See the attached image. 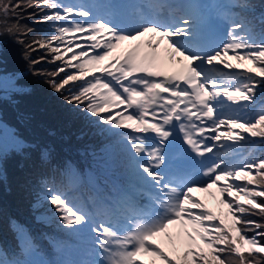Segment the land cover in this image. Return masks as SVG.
<instances>
[{"label": "snow or ice", "instance_id": "6c2138e0", "mask_svg": "<svg viewBox=\"0 0 264 264\" xmlns=\"http://www.w3.org/2000/svg\"><path fill=\"white\" fill-rule=\"evenodd\" d=\"M43 6L51 14L45 13L41 22L61 23L55 26V34L33 40L26 48L34 51L36 45L48 50L52 61L63 62V67L49 74L53 77L49 84L57 93L70 82H82L73 85L78 90L65 96L66 102L82 105L100 123L109 125V130H130L117 135L135 154L131 159L136 174L149 190L147 203L138 200L143 195L139 191L121 194L124 223L119 227L107 219L97 222L88 212L69 203L64 190L43 185V198L65 228L94 234L90 239L101 259L89 264H264V224L251 219L254 215L264 218V200L257 199L264 198V157L228 160L215 156L204 167L200 182L166 177L162 170V166L167 167V149L173 142L172 129L177 126L187 150L204 159L217 147L207 141H230L221 147L234 151L255 143L249 137L264 138V106L254 110L255 88L264 83L256 79L264 78V33L257 37L254 26L233 17L227 39L206 50L188 14L162 23L139 13L137 26L125 29L110 18L111 11L97 15L87 7L73 9L58 0H28L26 4L0 0V35L14 36L17 43L23 44L20 37L31 29L21 28L18 22L8 24V19L19 16L26 8L39 7L43 11ZM100 7L110 10L113 6ZM73 16L84 19H71ZM260 23L264 24V17ZM76 33L91 41L87 49L73 42L71 37ZM74 48L80 50L76 52ZM225 57L237 64L228 63ZM242 62L250 65L243 72L226 74L215 67L223 64L235 69ZM66 68L75 71L69 73ZM61 72L64 76L57 81L55 77ZM223 98L236 106L232 109L235 114L226 118L217 114ZM121 106L122 110L113 111ZM222 127L223 132L219 131ZM0 129L21 144L5 126L0 125ZM206 132L215 134L205 136ZM213 187L219 194L218 203L227 211L213 212L191 195L198 191L213 196ZM248 232L254 234L248 236ZM18 237L20 255L33 254L32 240L22 228H18ZM0 264L36 262L9 259L0 249Z\"/></svg>", "mask_w": 264, "mask_h": 264}, {"label": "trees", "instance_id": "16d2710c", "mask_svg": "<svg viewBox=\"0 0 264 264\" xmlns=\"http://www.w3.org/2000/svg\"><path fill=\"white\" fill-rule=\"evenodd\" d=\"M67 2L68 4L72 3L75 4L76 0H63ZM62 0H58L59 3L62 5H65ZM234 4H247L249 6L248 9H243L233 12V16H236L240 18L243 22L246 24H251L254 26L253 30L254 33L259 37L262 33H264V24L260 23V18L264 17V0H232ZM21 3L26 4L28 0H12V3ZM71 5V4H70ZM72 7H75L71 5ZM51 14L46 6H43V11H41V8H26L22 10L21 14L16 17H10L7 21L8 24H15L19 23L21 28L23 29H31V31L28 32L26 36H21L20 39L24 41L23 44L17 43L16 38L11 35H0V61L7 63L10 66L14 65V62L12 61L11 56L15 55L18 51L19 45L22 46V49L25 53L29 55V59L24 64L23 71L21 70L20 73L16 76L17 81L12 85V87L9 89L12 95H15L17 92H19L22 89V85L19 84V79H21L22 75L28 73L33 68H37L38 66L42 69H52L49 70L48 73H31L33 75L32 81H43L45 82V85L43 83L44 87H48L52 90V93L49 94L48 99L45 101H51L55 104H61L62 109L66 111H71L72 115L75 116V122L78 124L76 128V133H72L71 131H52L50 133H46V136L41 139V145L38 146L37 152L44 153L49 152L56 148H70L72 144L78 142L76 141L73 136L76 134H79L81 136L78 137V139H88L91 138L94 141V138L102 136L99 132L98 125L94 120V117L91 116V114L87 113L84 110V107L77 106L74 103H68L64 99L65 96H69L70 89H74V92L78 89L73 87L72 85L68 87V85L65 86L64 90H67L65 92L57 93L49 84V80L53 79L49 74L56 72L58 67H63L64 65L61 64L59 61H52L50 58V53L46 49L38 48L36 45H33V48H35L34 51H30L26 48L27 44H30L33 40H36L38 38H41L45 35H52V30L55 29L54 26H56L55 20H51L48 22H41L42 16L45 14ZM0 23H3V21H0ZM64 48H62V51ZM5 51V55H2V52ZM78 52V50L76 51ZM33 54H36L38 56L39 61L35 64H32V61H35V58L32 56ZM68 56L71 55V53L67 54ZM75 63V62H74ZM36 71V70H34ZM65 71L71 73L75 71L71 68H66ZM5 73H9L8 69L4 71ZM64 76V73H59L58 76L55 77V79L58 81ZM77 82V81H76ZM76 82H70V84H74ZM264 92V89H262L261 93ZM52 99V100H51ZM87 103V102H85ZM0 107H8L9 109H20V113L17 114V117L19 119L22 118V120L26 121V119L29 121L32 118V115L37 112V108L33 105V102L30 98L25 99L22 102H18L15 104H11L7 100L0 99ZM0 114H4L3 112H0ZM22 114V115H21ZM17 117H12V119L9 122V125L12 126L15 130V132L19 135V137L22 139L24 145L17 150L18 152V158L14 163H8L5 162V165L3 163V167L0 170V182L5 181L7 176L9 175L10 179L17 184V186L22 189L24 192L19 195L18 198L9 199V200H0V249H2L8 256L9 259H12L13 257L23 259V257L20 255V244L17 241L19 240L18 237V228H22L27 236L30 235V239L34 240L35 243L40 246L39 248H35V252L28 256L29 258L33 259L36 264H40V262L37 263L39 259L42 258L43 254L45 253V250L47 248V245L53 246V236L52 232L49 230L47 222L43 221V219H38L37 216H33L30 211L25 210V205H22L20 203L25 202V204L29 203L31 201L32 196H29L26 191L30 187H37L38 185L42 184V181H47L45 179V175H50L52 177L54 170H59L58 166H52L50 171H47L44 169L42 162L40 161L43 156L38 158L37 152L34 150L33 147H29L28 144H30V138L28 133L24 130L23 123L24 121H20ZM18 119L19 122L16 120ZM48 129H50L51 125H47ZM72 134V135H71ZM84 136V138H83ZM65 147V148H64ZM8 160V159H7ZM17 166H20L23 168L22 175L18 173ZM87 168V178L90 180L93 177V169H94V161L89 160L86 163ZM91 172V173H90ZM17 176H22V179L20 181H17ZM33 176V177H32ZM32 177V178H31ZM38 213V211H36ZM36 236H34V235ZM41 236V237H40ZM37 239H44L45 245L42 246L41 241L36 240ZM8 247V248H7ZM260 255V254H257ZM28 258V259H29Z\"/></svg>", "mask_w": 264, "mask_h": 264}, {"label": "rangeland", "instance_id": "374dc122", "mask_svg": "<svg viewBox=\"0 0 264 264\" xmlns=\"http://www.w3.org/2000/svg\"><path fill=\"white\" fill-rule=\"evenodd\" d=\"M93 1V7L98 6L99 8H101L100 6L105 5L106 3H109L110 0H88V1H83L80 4L76 5L73 9L75 8H79V7H87V8H92V2ZM189 3H193L194 0H186ZM210 1V0H208ZM114 2H116L117 5H121V0H115ZM203 3L199 2L198 8L200 7V5H202ZM244 4V3H242ZM240 4H232L231 0H220V2H218L216 5L214 4L213 6L211 5H205V8L208 9V11L211 12V14H217L219 12V10H224L227 13L233 12L232 10H237V7ZM235 8H233V7ZM249 8V7H248ZM102 9V8H101ZM66 20L69 18H65ZM71 19L74 20H81L84 19L82 17H75L73 16ZM204 21H209L208 19H205ZM57 23H61V22H56ZM131 24V17L127 16L126 18V29H129V26ZM55 28V26H54ZM52 34H55V29L52 30ZM79 34V33H78ZM80 36H82V34L76 35L71 37V39L74 41L76 40V38H79ZM66 39H68V37H66ZM88 43L85 46V49H87V46L91 43V41H85L83 39L81 40H76L74 43ZM20 47L18 48V51L16 52L15 55L11 56L12 61L14 62V65L12 66L14 71L16 73H20V71L24 69V64L27 62V60L29 59V55L27 53H25L22 49V46L19 45ZM64 46H61V50ZM79 51L80 49H76L74 48V51ZM48 51V50H47ZM49 52V51H48ZM1 53V52H0ZM50 53V52H49ZM5 55V51L2 52V55ZM27 55V59L25 58ZM232 54L229 53V56H231ZM35 58V61H39L40 58H38V56L36 54L32 55ZM50 58L52 59V54L50 53ZM225 60L228 63L231 64H237V61L234 59H229L228 57H225ZM61 64H63L62 61H59ZM219 66L221 68H224L223 64H219ZM250 65L247 64V62H242L241 66L235 69H230L229 72H235V70H239L238 72H243L244 69L246 67H249ZM8 68L7 63L1 62L0 61V99L2 100H7L9 101L12 105L17 103L19 104V102L24 101L27 98H30L31 101L33 102V105L37 108V113L38 116L36 118V120L32 121L33 118L36 116V113L34 115H32L31 120H27L24 121L21 119H19L17 117V114L20 113V109L17 108L15 110L13 109H9L8 107H0V112H3L4 114H0V125L5 126L7 129H9L11 132H13L15 134V138L19 139L21 141V144L17 145L15 143V140L13 138L12 135H5L3 129H0V170L2 169V167L5 165V162L8 163H14L17 158H18V152L17 150H19L23 145V141L22 139L19 137V135L15 132L14 128L12 126L9 125L10 120L12 119V117H17L20 121H24L23 126H24V130L28 133L29 138H30V144H28V146L31 148L33 147L34 150L37 152V148L38 145L41 141V139L43 138V136L46 133H49L48 128H46V126H44L43 124V117H46L48 119H50L51 121V127L55 128L56 131H71L72 133H76V128L78 126V124L75 122V116L72 115L71 111H66L62 109V105L61 104H55L51 101H45L48 99V96L50 93H52V90L48 87H44L43 83L45 85V82L43 81V83L41 81H32V77L33 75L31 73L37 74V73H48L49 70L52 69H42L39 66L37 68H33L31 69L30 72L22 75L21 79H19V84H21L23 87L22 89L17 92L15 95H12L11 92L9 91V87L17 81V78H12L8 73H5L4 71ZM36 70V71H34ZM97 75H100V73H97ZM258 81H261L262 79H258ZM81 81H77L76 83H74L75 85L81 84ZM74 84H70L69 86H73ZM258 84H262V83H258ZM118 87V86H116ZM53 89V88H52ZM63 92L67 91V90H62ZM77 91V90H76ZM74 92V89H70L69 94H72ZM52 100V99H51ZM123 106H121V110H122ZM113 111H117V109H114ZM17 113V114H16ZM22 115V114H21ZM103 115V114H102ZM92 116V115H91ZM94 117V116H92ZM16 119L18 122L19 120ZM94 120L97 125H102L103 128H99L98 132L103 136V135H108L107 129L109 127V125H105L102 124L98 121V119L96 117H94ZM20 124V122H19ZM72 135V134H71ZM46 136V135H45ZM81 136L79 134H76L75 136H73V138L78 141L81 144H84V140L83 139H78V137ZM84 138V136H83ZM110 139L108 136L104 137L103 139L99 140V145L100 146H104L105 149H110L112 150L113 147L110 144ZM37 144V145H36ZM72 146L75 147V150H79V148L77 147V143L72 144ZM262 147L261 145L258 146V148ZM119 151H120V146L118 145L116 147ZM11 154V157L7 160L4 161L5 158ZM38 158L39 156L42 155V153H38ZM44 157L49 161V156L48 153H46V155H44ZM60 157V155L58 156ZM4 163V165H3ZM56 164V163H54ZM18 173L20 175H22V171L23 168H21L20 166H17ZM33 177V176H32ZM31 177V178H32ZM17 181H20L22 179V176H17ZM139 178V177H138ZM24 191L22 189H20L17 184H15L9 177V175L7 176L5 181L0 182V200H9V199H14V198H18L19 195H21ZM44 192H41V196L38 200V204H42L44 205L45 203H48L44 198ZM68 198V197H67ZM55 217H58L57 214L53 213ZM251 219L256 220L257 222L261 223L264 219L260 216V215H256V217L251 216ZM259 231V230H257ZM253 232H248L247 235L251 236L253 235ZM257 239H259V237H257ZM167 251V248L165 249ZM57 260V257L54 258V261Z\"/></svg>", "mask_w": 264, "mask_h": 264}, {"label": "bare ground", "instance_id": "6f19581e", "mask_svg": "<svg viewBox=\"0 0 264 264\" xmlns=\"http://www.w3.org/2000/svg\"><path fill=\"white\" fill-rule=\"evenodd\" d=\"M124 188H125V184H122L121 189H124Z\"/></svg>", "mask_w": 264, "mask_h": 264}, {"label": "clouds", "instance_id": "9594fccd", "mask_svg": "<svg viewBox=\"0 0 264 264\" xmlns=\"http://www.w3.org/2000/svg\"><path fill=\"white\" fill-rule=\"evenodd\" d=\"M110 1H112V2H114L115 0H110ZM130 1H132V0H130ZM123 3V2H122ZM57 21H55V23H56Z\"/></svg>", "mask_w": 264, "mask_h": 264}]
</instances>
